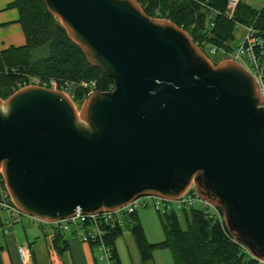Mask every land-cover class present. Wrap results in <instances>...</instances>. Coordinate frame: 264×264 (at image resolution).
Segmentation results:
<instances>
[{"label": "water", "instance_id": "water-1", "mask_svg": "<svg viewBox=\"0 0 264 264\" xmlns=\"http://www.w3.org/2000/svg\"><path fill=\"white\" fill-rule=\"evenodd\" d=\"M113 82L79 107L30 85L0 98V172L19 212L53 223L175 202L191 186L264 263V107L253 77L216 64L136 0H40Z\"/></svg>", "mask_w": 264, "mask_h": 264}, {"label": "trees", "instance_id": "trees-1", "mask_svg": "<svg viewBox=\"0 0 264 264\" xmlns=\"http://www.w3.org/2000/svg\"><path fill=\"white\" fill-rule=\"evenodd\" d=\"M145 14L165 19L189 34L196 46L219 44L228 47L234 23L254 25L264 32V3L260 10L239 3L232 19L226 16L227 0H136ZM10 8L18 12L25 44L0 49V98L5 100L32 79L49 88L67 93L74 104L82 102L86 90L82 83H94L96 92L113 89L112 80L100 69L89 65L80 48L67 36L40 0H13ZM216 64V62H214ZM150 206L139 208L147 209ZM122 216L123 226H102V239L111 249V264H121L116 241L127 228L142 262L153 260L159 250H169L174 264H264L251 258L227 231L221 211L170 205L157 211L163 240L149 243L138 219V210ZM58 251H65L61 231L53 237ZM95 246V243L91 242Z\"/></svg>", "mask_w": 264, "mask_h": 264}, {"label": "built area", "instance_id": "built-area-1", "mask_svg": "<svg viewBox=\"0 0 264 264\" xmlns=\"http://www.w3.org/2000/svg\"><path fill=\"white\" fill-rule=\"evenodd\" d=\"M240 1L241 0H227L225 9L227 18L232 19L234 17L235 10L237 9ZM235 28H241L244 32L243 37L236 44L233 43V33ZM200 49L209 60L211 56H218L217 58H219V60L227 59L235 62L248 72L259 87L263 102L262 106L264 107V32L257 30L253 24L247 25L235 21L232 31V39L230 40L228 47H224L219 44H204L203 49ZM218 52L220 53L218 54ZM242 63L244 65H242ZM30 85L39 84L37 80L32 79L28 86ZM49 86L51 89H56V84L52 81L49 83ZM82 86L84 88L89 86L86 90L85 98L96 92L94 90L93 82L90 84L82 83ZM197 199L198 197L196 191L194 187L191 186L175 202H169L155 197H142L114 212H102L99 214L86 215L77 211L72 217L53 223L42 222L31 217L28 218L32 223L44 225L46 230L66 231L69 227H73L75 230L81 231L82 233L79 235L80 241L89 244H91V242L95 243L96 248L101 253L100 260L102 263L111 264V249L102 239V226H123L122 216L131 214L139 208L150 206L155 211H165L170 208L171 203H174L176 207L180 209L185 206H192ZM0 211H4L7 214L3 220L0 219V235H7L8 227L18 223L20 218L24 217V215H22L15 207L6 188L1 172ZM17 255L21 264H28L32 260V250L27 244L17 248Z\"/></svg>", "mask_w": 264, "mask_h": 264}, {"label": "crops", "instance_id": "crops-1", "mask_svg": "<svg viewBox=\"0 0 264 264\" xmlns=\"http://www.w3.org/2000/svg\"><path fill=\"white\" fill-rule=\"evenodd\" d=\"M12 1L0 0V24L3 26L7 22L16 21L17 19L18 12L16 9L9 13L3 12L12 10L9 7ZM2 42L0 40V45ZM23 43V38L19 36L18 44H11L10 46H21ZM144 215L146 216H142V218L138 215V219L147 238L145 227L153 224V222L149 215ZM4 218L0 216L1 220ZM28 222L32 226H29V224H14L8 227L7 235H0V264H21L17 255V248L25 244L29 245L32 250V260L28 264H103L100 260L101 253L98 249L89 243L80 241L79 235L82 233L81 231H77L73 227L71 230H69V227L66 231H61L62 239L66 242L67 248L65 251L60 252L53 245V237L59 230H46L44 225L32 223L30 220ZM122 237L124 236L122 235L120 238ZM120 238L116 241V251L121 264H123L118 249Z\"/></svg>", "mask_w": 264, "mask_h": 264}, {"label": "rangeland", "instance_id": "rangeland-1", "mask_svg": "<svg viewBox=\"0 0 264 264\" xmlns=\"http://www.w3.org/2000/svg\"><path fill=\"white\" fill-rule=\"evenodd\" d=\"M240 3L244 4L245 6H247L250 9L260 10L263 3H264V0H241ZM12 11H14V10L12 9V10H7V11H3V12L9 13ZM16 14H17V12H16ZM17 19H18V16H17ZM17 19H16V21L7 22V24H5L4 26L0 24L1 25L0 26V40L3 41L2 44L0 45L1 49L8 48V47H10L11 44L17 45L19 36H21L23 38V41H24L23 45L25 44L24 36H23L22 30L20 28V25L17 23ZM243 34H244V32L241 28H235V31L233 33V43H235V44L238 43L241 40V38L243 37ZM15 47H19V46H15ZM219 53L220 52H218V54ZM217 57L218 56H211L210 60L213 63L214 62L217 63L219 61V58H217ZM242 65H244V64L242 63ZM82 102L75 104L76 108L78 110H79V107L81 106ZM171 205H174V203H171ZM193 206L196 208H200V207L206 208L209 212L214 211L213 207L205 204L204 202H202L199 199H197L193 203ZM137 212H138V215L140 218H142V216H146L144 214H147L151 217V221L153 222V224L148 225V226L146 225V227H145L147 238H148L149 242L150 243H157V242L162 241L164 238L163 231L161 228V224L159 223L157 213L154 211V209L153 208L139 209ZM6 215L7 214L4 211H0V216L2 218L5 217ZM28 220H29V218L27 216H24V217L20 218V222L16 223V224L17 225L29 224V226H32V225H30ZM71 229H72V227L69 228V230H71ZM19 230H20V228H19ZM123 236L124 237L120 238V240L118 241V249H119V253H120L123 264H174L171 253L169 250L156 251L153 255L152 261L142 262L140 257H139L138 251L136 249L134 240L131 237L129 230L127 228L124 230Z\"/></svg>", "mask_w": 264, "mask_h": 264}]
</instances>
